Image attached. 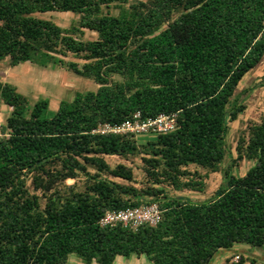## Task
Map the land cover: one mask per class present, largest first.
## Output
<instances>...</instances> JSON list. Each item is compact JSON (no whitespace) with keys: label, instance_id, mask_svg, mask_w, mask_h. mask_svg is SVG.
<instances>
[{"label":"trees","instance_id":"trees-1","mask_svg":"<svg viewBox=\"0 0 264 264\" xmlns=\"http://www.w3.org/2000/svg\"><path fill=\"white\" fill-rule=\"evenodd\" d=\"M52 12L77 18L63 28L37 16ZM263 21L264 0H0V61L57 66L97 85L49 115L48 100L29 107L0 81V106L11 108L9 135L0 137V264H69L70 256L113 264L132 255L210 264L235 244L263 248L264 118L238 136L234 157L225 143L245 109L237 85L264 56ZM136 113L175 114V130L143 144L93 132ZM128 155L139 156L148 185L134 186L131 167L104 158ZM242 161L253 164L235 175ZM216 172L221 183L198 203L163 187L203 192ZM153 203V226L98 224L107 211Z\"/></svg>","mask_w":264,"mask_h":264},{"label":"rangeland","instance_id":"rangeland-1","mask_svg":"<svg viewBox=\"0 0 264 264\" xmlns=\"http://www.w3.org/2000/svg\"><path fill=\"white\" fill-rule=\"evenodd\" d=\"M136 1V0H131ZM125 8L127 5L124 6ZM110 12L112 14L117 13V9L111 6ZM40 18L51 20L60 27H68L77 16L72 13H60L52 12L45 14H38ZM95 37L94 33L85 31L84 38L92 39ZM66 60L76 61L81 63L82 61L70 54L67 55ZM264 56L257 67L245 74L242 80L237 85L235 95L240 103L245 106L244 111L239 114L237 120L234 123L228 124V132L225 137L226 148L230 151L232 157L235 156V145L238 136L243 133L248 125L251 123H259L264 118ZM0 81L13 85L16 91L25 96L28 100L29 107L39 99L48 100V113L49 115L54 113L61 100H71L75 92H84L88 90H95L97 85L91 80L82 78L67 72L61 67L47 66L46 68L38 67L30 62H22L16 66H9L7 59L0 61ZM7 107L0 106V124L5 125V119L9 115ZM149 135H140L135 137V140L139 144H143L146 141L152 139ZM106 162L111 166H115L118 163H122L132 168L134 172V182L132 183L136 187H143L148 185L143 173L140 169V158L138 155H128L126 157L121 156H104ZM229 157L226 156L221 163L220 168H225L229 164ZM253 162L242 161L239 167L233 169L235 175H242ZM81 178L75 180L77 184L81 183ZM117 182H122L120 179H113ZM222 181L220 172L212 173L205 181V190L203 192L192 191H175L169 186H163L166 193L170 196L182 195L187 197L191 202L198 203L205 201L212 197L218 185ZM74 180H67V185L72 184ZM28 183V182H27ZM125 183V182H124ZM240 254L254 257L258 261H264V247L254 248L244 244H235L232 249L227 252L218 253L210 264H238L237 262H231L235 256ZM240 258V257H239ZM69 264H80L74 256H70L68 259ZM92 264H96L93 262ZM113 264H148V261L140 256L137 258L132 255L130 258L125 259L121 256L115 257ZM243 264H248L244 262Z\"/></svg>","mask_w":264,"mask_h":264},{"label":"built area","instance_id":"built-area-1","mask_svg":"<svg viewBox=\"0 0 264 264\" xmlns=\"http://www.w3.org/2000/svg\"><path fill=\"white\" fill-rule=\"evenodd\" d=\"M264 26V21H263ZM11 108H8L10 110ZM175 114H159L154 118L140 119L136 113L132 119L125 120L120 124L109 125L101 124L94 130V133L131 135L137 137L140 135H149L155 137L159 134H166L176 127ZM9 132L2 130L0 124V137H8ZM159 219V210L156 204L142 205L134 208H127L119 211H107L98 221L99 226L121 225L130 229H136L140 225L153 226ZM238 256L231 259V262H237Z\"/></svg>","mask_w":264,"mask_h":264},{"label":"crops","instance_id":"crops-1","mask_svg":"<svg viewBox=\"0 0 264 264\" xmlns=\"http://www.w3.org/2000/svg\"><path fill=\"white\" fill-rule=\"evenodd\" d=\"M252 256H254V258H255V255H252ZM264 262V261H263Z\"/></svg>","mask_w":264,"mask_h":264}]
</instances>
